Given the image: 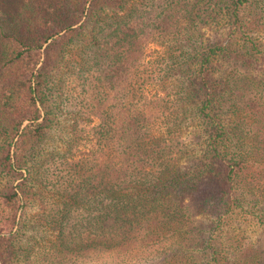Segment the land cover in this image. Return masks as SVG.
<instances>
[{
    "label": "trees",
    "instance_id": "16d2710c",
    "mask_svg": "<svg viewBox=\"0 0 264 264\" xmlns=\"http://www.w3.org/2000/svg\"><path fill=\"white\" fill-rule=\"evenodd\" d=\"M0 5V264L36 250L45 264H264V243L246 235L249 223L264 226V73L253 74L264 0ZM202 22H227L226 42L190 39ZM160 40L164 60L144 73ZM56 71L89 85L100 124L96 148L58 176L50 208L39 195L50 178L38 175L60 110ZM158 73L181 83L175 94L165 83L145 94ZM193 121L202 140L188 152L180 136Z\"/></svg>",
    "mask_w": 264,
    "mask_h": 264
},
{
    "label": "rangeland",
    "instance_id": "374dc122",
    "mask_svg": "<svg viewBox=\"0 0 264 264\" xmlns=\"http://www.w3.org/2000/svg\"><path fill=\"white\" fill-rule=\"evenodd\" d=\"M0 7L4 8L1 5ZM229 28L230 27L227 22L216 25L202 22L195 28H191L189 31L190 35H188V37L192 40L194 39V41L197 39V43L213 46L215 44H222L226 42L230 32ZM257 35L261 38L264 44V28L261 29ZM165 51L164 42L162 40L149 44L145 50L146 57L141 70L144 73H148L156 69L157 65L164 60ZM71 64L72 63L70 62L69 66ZM254 68L258 71L260 68H264V61L259 65H255ZM256 70L253 71V74L255 75L264 73L263 71L257 72ZM62 75L60 71L55 72V77L57 79ZM159 76H161V73L152 76V81L145 87V94H147L150 98L156 96L157 94L162 95L164 92V83L165 85H168L169 90L175 94L178 90L177 86L181 83L166 80L164 77L159 78ZM80 78V75L77 74H64L61 77V80H63L61 91L60 93L56 92V97L54 98V101L59 102L60 110L54 112L53 114L55 115L51 116L54 119V123L52 124L50 139L47 145L48 149L46 154L48 155V158L46 157L47 161L45 162L46 165L44 167L48 168V170L43 172V169H41L38 175L41 177L42 175L47 174L46 176L50 178V181H48L49 184L45 186V191L39 194L43 195V201L47 203L48 205L46 206L50 208L53 206L50 204L54 203V197H52L53 192L58 188V176L69 179L67 174L72 167L71 164L80 160L81 157H86L85 155H88L91 150L96 148L97 139L94 136L93 130L99 126L100 121L97 117H93L91 116V113H89V110L93 108L91 101L88 100L89 94L87 93V88L89 85H86V89H83L84 80ZM82 90H86V92L83 94ZM199 128V123L193 121L189 124L188 129L181 132L180 142L182 145L187 147L186 150L188 152H194L197 148L196 144L201 142L199 140H202L199 138L202 137V132L199 131ZM160 130L161 129H155L153 132L159 135ZM181 163L184 166L189 165L185 158L182 159ZM39 206V204H33V214H36L39 211ZM196 217L198 219V223L200 222V226L205 227L208 222V216L203 217L197 215ZM247 227L246 235L249 236L253 242H255L254 244L256 246H262L264 243V226H260L258 224L255 225L251 222ZM229 235L231 234H226L223 238L216 237L214 239V243L218 244L222 242V240L226 241ZM28 256L30 258L26 259L27 261H20L17 264H45L46 259L40 250L31 252ZM93 259V261H86L81 264L104 263L102 258L99 259L93 257Z\"/></svg>",
    "mask_w": 264,
    "mask_h": 264
}]
</instances>
